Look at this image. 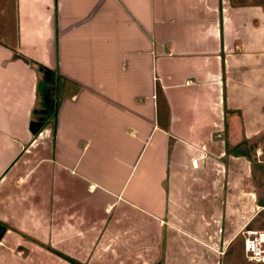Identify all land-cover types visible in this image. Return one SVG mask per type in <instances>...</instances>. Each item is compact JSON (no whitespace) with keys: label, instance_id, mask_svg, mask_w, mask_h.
Here are the masks:
<instances>
[{"label":"crops","instance_id":"0c3cea01","mask_svg":"<svg viewBox=\"0 0 264 264\" xmlns=\"http://www.w3.org/2000/svg\"><path fill=\"white\" fill-rule=\"evenodd\" d=\"M12 8L0 32L13 40L0 43V264H244L225 253L264 207L253 172L264 2ZM30 62L62 83L53 138L50 122L32 135ZM23 80L28 94L9 97Z\"/></svg>","mask_w":264,"mask_h":264},{"label":"rangeland","instance_id":"374dc122","mask_svg":"<svg viewBox=\"0 0 264 264\" xmlns=\"http://www.w3.org/2000/svg\"><path fill=\"white\" fill-rule=\"evenodd\" d=\"M240 1L241 0H239V2ZM258 1L264 2V0H258ZM12 6H13V0H0V32L1 33L7 30L8 31L13 30ZM0 39H2L0 40V43H4L6 45H8L7 42H10L12 40V38H8L4 40L3 36L1 35H0ZM29 64H30V70H33L34 72L33 86H31L32 88L31 90L33 94V102L31 106V115H30L29 123L30 122L34 123V124H30V127L33 137H36L37 133H39V131L43 129V126L39 127L40 126L39 123L50 122L49 128L51 127L50 124L53 121L55 103L56 100H59L60 98L59 87L61 88L62 83L60 82L59 78L58 79L56 78L53 71L43 66H40L35 62H30ZM19 75L21 76L20 73ZM29 84L30 83L25 82V84H20L19 86H16L15 90H13L11 86L12 84L10 83L9 87H7L9 92L8 93L9 97L11 96L17 97L15 93L19 96L28 94L25 91V89L26 86H28ZM5 86H6L5 81L3 82L0 81V95L2 93L4 95L3 89L5 88ZM66 88L71 89L72 85L65 87V89ZM19 115L20 114H16V116ZM50 137L53 138L52 129H50ZM226 137L229 136L226 135ZM254 140L255 142L253 145H255V147H258L255 148L253 151L255 201L256 202L258 201L259 203H262L264 205V166L261 165L262 163H259L260 160H264V135L261 136L259 135L256 138H254ZM258 159L259 161H257ZM247 228L258 232H264V207L255 213L253 220L251 221V223H249ZM245 231L242 232V235H240L241 237L237 238L236 242H234L235 245L233 246V249L231 250L230 248V250L225 253V256L227 255L230 256V254L233 255L232 252H234L237 258L243 260L244 264H264V261L263 262L246 261L242 250V240L245 235ZM257 235L258 234H255L254 236ZM262 248L264 249V242L262 243Z\"/></svg>","mask_w":264,"mask_h":264},{"label":"built area","instance_id":"2783aa9c","mask_svg":"<svg viewBox=\"0 0 264 264\" xmlns=\"http://www.w3.org/2000/svg\"><path fill=\"white\" fill-rule=\"evenodd\" d=\"M258 234L257 236H254ZM264 232H258L252 229L246 230L242 240V250L246 260L252 262H263L264 261V249L262 243L264 242ZM263 239V240H261Z\"/></svg>","mask_w":264,"mask_h":264},{"label":"trees","instance_id":"16d2710c","mask_svg":"<svg viewBox=\"0 0 264 264\" xmlns=\"http://www.w3.org/2000/svg\"><path fill=\"white\" fill-rule=\"evenodd\" d=\"M55 111H56V106H55V110H54V114H53L52 133L55 132V119H54L55 118ZM239 122H240L239 121V118L236 117L235 115H232L231 116V120H228V118H226V121H225V123H227L226 126L227 127L231 126L232 127V130H234V131L236 129L238 130ZM39 124H40L39 127H42L44 125V123H39ZM237 145H239V144H237ZM237 147H239V146H237ZM240 152H241V149H239V153ZM68 260H69L70 264H79L78 262H76L73 259L68 258ZM155 264H162V262H161V260H159Z\"/></svg>","mask_w":264,"mask_h":264},{"label":"bare ground","instance_id":"6f19581e","mask_svg":"<svg viewBox=\"0 0 264 264\" xmlns=\"http://www.w3.org/2000/svg\"><path fill=\"white\" fill-rule=\"evenodd\" d=\"M261 233V232H260ZM261 237L263 238L264 237V235L263 234H261ZM261 240H263V239H261Z\"/></svg>","mask_w":264,"mask_h":264}]
</instances>
